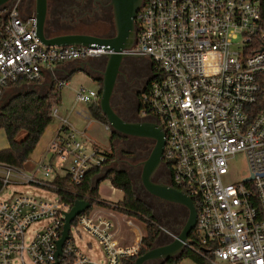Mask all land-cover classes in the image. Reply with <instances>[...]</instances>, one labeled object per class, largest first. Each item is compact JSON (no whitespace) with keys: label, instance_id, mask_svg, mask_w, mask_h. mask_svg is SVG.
I'll return each mask as SVG.
<instances>
[{"label":"built area","instance_id":"2783aa9c","mask_svg":"<svg viewBox=\"0 0 264 264\" xmlns=\"http://www.w3.org/2000/svg\"><path fill=\"white\" fill-rule=\"evenodd\" d=\"M22 1L0 9V99L13 84L41 82L56 65L95 60L108 52L105 46H46L37 34L36 17L22 12ZM262 1L142 0L137 41L128 51L154 66L141 112L164 131V161L172 169L173 186L192 199L197 214L186 249L207 264H264ZM58 86L67 87L66 80ZM99 98L82 86L75 99L90 105ZM52 119L60 125L35 171L0 162V264H97L75 242L82 231L99 241L104 264H131L146 248V224L118 213L117 203L102 198L97 205L86 197L77 200L91 205L72 221L57 255L66 215L76 203L62 183L81 187L107 157L61 117L57 106ZM242 153L247 175L226 182L230 160ZM11 186L47 189L57 198L30 192L4 198ZM123 221L133 233L131 241L124 236ZM35 224L42 226L30 232ZM159 228L177 239L165 226Z\"/></svg>","mask_w":264,"mask_h":264},{"label":"flooded vegetation","instance_id":"af4514ba","mask_svg":"<svg viewBox=\"0 0 264 264\" xmlns=\"http://www.w3.org/2000/svg\"><path fill=\"white\" fill-rule=\"evenodd\" d=\"M46 1L47 15L45 27L51 36L83 34L98 40H112L116 38L117 27L115 23L112 0ZM9 4L10 3L7 5ZM21 10L25 15H34L37 20L38 0H23ZM133 33H135L136 36L133 37L131 35L129 39L137 41V20H135ZM82 62H85L84 71H86L90 78H92L91 80L99 87L98 93L100 94L103 87L102 72L105 70V61L99 58L95 60H77L72 63L81 64ZM153 74L154 66L148 60H144V64L140 69L139 75L135 78V80H132V82L127 80L123 72V67H120L111 104L115 112L126 123L141 125L156 124L150 118L142 115L140 102L141 96L148 87ZM52 84V79H50L49 83H44V80L36 83V85L43 90L47 87L49 90ZM116 135L117 137L115 141L121 144L120 148L115 149L117 153L115 166H119V168L116 167L109 169L127 172L130 178L138 177L139 180L135 183V185H133L135 191L137 189L142 198L140 199L136 195L137 198L142 201L155 203L160 215L165 218L166 223L168 224V227H165L172 233H176L177 236L181 235L190 217L189 208L184 204L164 200L155 195L148 188L143 177L146 171L147 163L151 160V156L157 147L159 138L157 136L135 137L123 134ZM126 149H129L130 151H127ZM149 184L151 188L173 186L172 169L164 161V151L159 163L151 170ZM173 242L174 241L170 238V236L160 232L153 244V248H164L173 244ZM170 261H166L163 257H157L145 262L144 264H167Z\"/></svg>","mask_w":264,"mask_h":264},{"label":"water","instance_id":"95a60500","mask_svg":"<svg viewBox=\"0 0 264 264\" xmlns=\"http://www.w3.org/2000/svg\"><path fill=\"white\" fill-rule=\"evenodd\" d=\"M14 1L15 0H0V9L6 6L8 3L12 4ZM112 5L114 7L115 23L117 27V36L112 40H98L91 36L83 35V34H64V35L51 36L47 32L45 27L46 15H47L46 0H38L37 34L41 39V41L46 46H57V47L105 46L106 47V50L108 52L105 53L102 57H100V59L105 61L104 64L105 70L102 72L103 87L100 91V98H99V107L101 112L107 118L111 130L115 134H123L127 136H135V137L157 136L159 138L157 147L151 156V160L147 163L146 166V171L143 176L145 183L147 184L151 192H153L155 195L159 196L164 200L184 204L190 210V217L184 228V231L182 232L181 235L177 237V239L174 240L173 244L164 248H156V249L152 248L151 250L144 253L142 256L138 257L135 261V264H144L145 262L157 257H163L166 261L179 260L183 257L186 248L190 244L189 237L196 226L197 214L192 199L186 193L179 191L173 186H163L156 188L150 187L149 182H150L151 170L156 164L159 163L165 148V139H164L165 134L162 131V127L157 126L156 124L141 125V124L126 123L115 112L111 104V99L114 93L115 84L117 82V76L119 74V70L120 67L122 66L123 60L125 58H138L144 60L142 57L133 56L130 53H128V51H130L136 44V41H134L133 39L130 40L129 37H131V35L133 37L136 36V34L133 33L134 24L137 15L141 9L142 0H112ZM84 64L85 62H82L81 67L79 69H76L75 72H83ZM62 70L64 69H54L51 72L53 84L55 81V74ZM53 84L50 86V88L53 87ZM12 99L13 97L10 98L9 101ZM4 105H2L1 108ZM109 170L103 171V176L97 179V183L104 181L106 179ZM135 193L137 195L136 191ZM90 205L91 204L86 201H76L74 208L71 210L70 213H67L66 223L64 226L62 238L58 241V250H57L58 256L62 254L63 246L66 240L69 238V231L72 221L76 218V216L85 212L90 207Z\"/></svg>","mask_w":264,"mask_h":264},{"label":"trees","instance_id":"16d2710c","mask_svg":"<svg viewBox=\"0 0 264 264\" xmlns=\"http://www.w3.org/2000/svg\"><path fill=\"white\" fill-rule=\"evenodd\" d=\"M261 9L264 21V0L261 3ZM22 82L24 83L25 81L13 84L10 87L21 85ZM25 84H28V82ZM61 89L62 88L58 86V81H55L53 87L50 88L45 95L41 96L33 91L19 94L14 96L12 100L0 109V129L5 132L9 143L8 148L0 151L1 163L14 166L21 170L28 168L32 155L40 144L46 130L54 121L52 119V110L54 107L61 104ZM263 102L264 83L262 104ZM98 104L99 103H94V105L91 106L93 119L109 125L107 118L101 112ZM23 132L26 133L25 138L23 140H18V137ZM116 137L117 135L112 133L110 142L113 143ZM105 155L107 159L104 165L89 171L81 187L76 188L69 183H62L63 186L70 190V201L75 203L77 200L86 197L93 205L101 204V202H99L101 200L99 185L102 181L97 183V179L101 177L104 170H109L107 167L115 161L113 152L107 150ZM105 180H109L114 188L122 191L124 194L123 200L117 203L115 210L145 222L147 237L146 248L143 254L151 250L161 232L159 224L153 216L152 209L137 198L134 192L133 182L127 172L109 170ZM1 186L2 183L0 182V189ZM191 236L192 235H190V238ZM184 257L193 259L197 264H207L204 259L189 249H186L182 258ZM131 264H135V260H132Z\"/></svg>","mask_w":264,"mask_h":264},{"label":"rangeland","instance_id":"374dc122","mask_svg":"<svg viewBox=\"0 0 264 264\" xmlns=\"http://www.w3.org/2000/svg\"><path fill=\"white\" fill-rule=\"evenodd\" d=\"M143 64H144V61L138 58H125L123 60V63H122L123 72L128 81L132 82V80H135V78L139 75L140 69L142 68ZM45 81L49 83L50 78L47 77ZM69 81H70V86L64 87L61 89L63 102L60 105H58V108L60 109L59 110L60 115L61 113L62 114L66 113L65 108H70V106L74 102V94H75L74 90L75 89L84 86L86 88L95 90L97 92L99 91V87L96 84H94V82L91 81L87 76H83L81 74H75ZM31 91H37L42 96L48 92V87L43 90V89H40V87L36 84H21L19 86H12L8 89V91L5 93V95L0 100V108L2 105L6 104L10 98L16 95L25 94ZM74 115L75 116H73L72 118L79 123L78 124V126H80L79 128L85 127L84 125H86V122L90 123L88 131H87V136L91 139V140L89 139L90 141L93 142L96 140L95 142H97V144L100 146L102 152H106L107 150H109V152L114 153L115 161L111 165H109L107 169L116 168V167L119 168V166H115L116 158H117V153L115 149L120 148L121 144L115 140L113 143L110 142L113 131L106 130L105 128L106 124L103 125L102 123L91 122V120H89L91 119V115L89 114V108H88V105L86 104L79 105L76 108ZM82 123H85V124L82 125ZM25 136H26L25 132L21 133L20 136L18 137V140H23ZM43 142L44 140L42 141V143ZM4 143H7V140H6L4 131L0 129V145ZM126 150L128 151L129 149H126ZM247 173L248 172H247L246 157L243 153L238 154L237 156H235L233 159L230 160L229 174L225 180L226 182H229V183L241 181L244 178V176L247 175ZM102 176L103 174L101 175V177ZM131 179L134 185L139 180L138 177L136 178L131 177ZM15 192H18V193H29L30 192L36 197L43 198L46 200H51V201H54L57 198V195L54 192L47 190V189L35 187V186H11L9 189V193L6 194L4 198L12 196ZM99 192L102 195V197L106 200L110 199L114 201L115 203H118L119 201L123 200L122 199L123 194L120 195V192L116 191L112 187L111 182L109 180H104L100 183ZM136 192H137L138 198L141 199L142 198L141 194L138 192L137 189H136ZM144 202L146 203V205H148L152 209L153 216L154 218H156L158 224L168 227V224L166 223L165 218H163L160 215L156 204L150 203L148 201L147 202L144 201ZM117 212L121 213L119 211ZM119 216L121 217V219L122 217H124V215H119ZM122 225H123V228L126 229L124 232L125 238L128 241H131L133 239V233L131 232L129 227L126 226L124 221L122 222ZM41 226L42 224L33 225L30 229V232L37 230ZM140 228L142 229L143 232L145 231L142 225H140ZM175 235L177 234L175 233ZM75 242L77 246L87 256H89V258L92 261H94L97 264H104V260H105L104 251L99 241L96 238L91 236L89 233L82 231L81 235L75 236ZM88 245H91V247H89ZM14 264H18L17 261H15ZM27 264H33V263L30 260H27ZM170 264H197V263L191 258L184 257L180 260H172Z\"/></svg>","mask_w":264,"mask_h":264},{"label":"crops","instance_id":"0c3cea01","mask_svg":"<svg viewBox=\"0 0 264 264\" xmlns=\"http://www.w3.org/2000/svg\"><path fill=\"white\" fill-rule=\"evenodd\" d=\"M144 61V60H143ZM81 67V64L80 63H72V62H68V63H63V64H60V65H56L54 66L51 70H46L45 71V78H44V83L46 82L45 79L47 77H49L50 79H52V71L54 69H64L62 71H59L58 73L55 74V79L56 81H59L60 79H63V80H66L67 82V87L70 86V81L71 78L75 75V74H81L83 76H87L89 79H90V76L86 73V71H83V72H75L76 69H79ZM75 72V73H73ZM91 80V79H90ZM92 81V80H91ZM27 82H22V84H25ZM28 84H32V83H28ZM95 84V83H94ZM19 86V85H18ZM75 89V88H74ZM78 88L74 90V102L72 103V105L70 106V108H65L66 110V113L62 114L61 113V117H66L69 119V121L71 122V124L74 126V128H76L78 131H81L83 133H85L86 137L88 139H90L88 136H87V131H88V128H89V125L90 123L89 122H86V125H84L85 123H82V125H84L85 127L83 128H79L80 126H78V122L75 121L72 117L75 116V110L76 108L81 105V104H78L76 103V92H77ZM8 91V90H7ZM6 91V92H7ZM36 92V91H34ZM38 93V92H36ZM39 94V93H38ZM40 95V94H39ZM63 102V98L61 100V103ZM94 103H99V100L94 102ZM94 103L88 105V108H89V114L91 115V122H96V123H101L97 120H94L93 117H92V113H91V106L94 105ZM99 105V104H98ZM58 107V106H57ZM60 110V109H59ZM103 124V123H102ZM60 125V122L59 120H54L52 122V124L49 126V128L46 130L40 144L38 145L37 149L35 150L34 154L32 155V159H31V162L28 166L27 169H24L25 171H28V172H31V171H35L37 169V166H38V163L41 159H43L45 157V155L47 154V150H48V146L52 140V138L54 137L56 131L58 130V127ZM105 125V124H103ZM107 126V125H106ZM106 128V127H105ZM107 130V129H106ZM111 130V129H110ZM5 133V132H4ZM5 137H6V134H5ZM7 140V138H6ZM44 140V142L42 143V141ZM91 140V139H90ZM96 141V140H95ZM93 141L96 145L97 142ZM99 146V145H98ZM9 147V143L7 141V143H4L2 145H0V151L1 150H4L6 148ZM100 147V146H99ZM113 187V186H112ZM114 188V187H113ZM116 191L120 192V195H122V191L114 188ZM100 193V192H99ZM101 195V194H100ZM101 198L104 199L101 195ZM123 198H124V194H123ZM122 198V199H123Z\"/></svg>","mask_w":264,"mask_h":264}]
</instances>
